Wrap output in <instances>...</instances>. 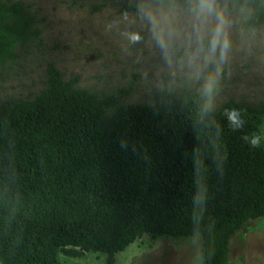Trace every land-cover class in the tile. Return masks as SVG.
I'll list each match as a JSON object with an SVG mask.
<instances>
[{
	"label": "trees",
	"instance_id": "obj_1",
	"mask_svg": "<svg viewBox=\"0 0 264 264\" xmlns=\"http://www.w3.org/2000/svg\"><path fill=\"white\" fill-rule=\"evenodd\" d=\"M241 1L258 27L264 0ZM40 32L31 6L0 0V71ZM48 72L51 110L42 93L0 111V264L86 252L115 264L144 235L199 236L204 264H228L231 236L264 217L263 110L164 96L107 117L109 99H69L72 81Z\"/></svg>",
	"mask_w": 264,
	"mask_h": 264
},
{
	"label": "rangeland",
	"instance_id": "obj_2",
	"mask_svg": "<svg viewBox=\"0 0 264 264\" xmlns=\"http://www.w3.org/2000/svg\"><path fill=\"white\" fill-rule=\"evenodd\" d=\"M37 13L38 38L0 71V111L20 99L58 97L49 68L72 81L71 99L84 93L109 99L105 115L148 106L164 96L209 111L229 104L263 110L264 21L247 22L254 6L241 0H23ZM61 264H106V254H59ZM115 264H204L199 236L151 239L144 235L115 255ZM228 264H264V217L229 239Z\"/></svg>",
	"mask_w": 264,
	"mask_h": 264
}]
</instances>
